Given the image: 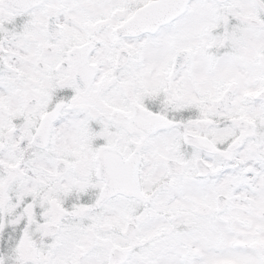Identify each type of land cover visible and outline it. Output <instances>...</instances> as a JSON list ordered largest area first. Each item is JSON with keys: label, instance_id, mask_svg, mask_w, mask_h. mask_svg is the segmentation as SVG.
Segmentation results:
<instances>
[{"label": "snow or ice", "instance_id": "obj_1", "mask_svg": "<svg viewBox=\"0 0 264 264\" xmlns=\"http://www.w3.org/2000/svg\"><path fill=\"white\" fill-rule=\"evenodd\" d=\"M0 264H264V0H0Z\"/></svg>", "mask_w": 264, "mask_h": 264}]
</instances>
